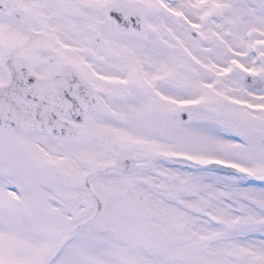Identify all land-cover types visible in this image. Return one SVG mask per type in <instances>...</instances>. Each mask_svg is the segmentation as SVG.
Masks as SVG:
<instances>
[{
	"label": "snow or ice",
	"instance_id": "snow-or-ice-1",
	"mask_svg": "<svg viewBox=\"0 0 264 264\" xmlns=\"http://www.w3.org/2000/svg\"><path fill=\"white\" fill-rule=\"evenodd\" d=\"M0 264H264V0H0Z\"/></svg>",
	"mask_w": 264,
	"mask_h": 264
}]
</instances>
